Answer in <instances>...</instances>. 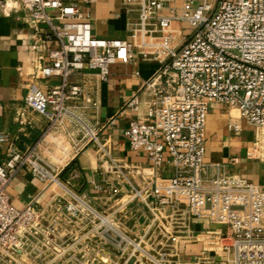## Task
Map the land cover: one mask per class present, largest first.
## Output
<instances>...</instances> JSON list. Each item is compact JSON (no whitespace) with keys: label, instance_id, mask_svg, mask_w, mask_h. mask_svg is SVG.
Returning <instances> with one entry per match:
<instances>
[{"label":"built area","instance_id":"2783aa9c","mask_svg":"<svg viewBox=\"0 0 264 264\" xmlns=\"http://www.w3.org/2000/svg\"><path fill=\"white\" fill-rule=\"evenodd\" d=\"M98 1L0 0L2 12L23 13L32 28L34 76L58 79L29 89L18 134L0 131V264H264V185L233 170L237 155L206 160L208 115L219 104L256 129L247 157L264 162V0H121L130 38L93 32L91 7ZM137 49L158 68L120 115H130L126 136L132 150L147 154L149 174L113 156L97 118L100 84L113 64L132 63ZM32 112L51 123L22 147ZM68 123L110 164L117 177L111 194L126 186L149 208L153 244L127 235L82 194L57 196L46 208L39 197L22 208L11 201L9 186L23 169L49 188L78 179L77 166L66 179L40 152L53 128ZM166 165L168 176L159 172ZM77 223L86 234L62 233ZM182 241L201 244L193 258H186Z\"/></svg>","mask_w":264,"mask_h":264},{"label":"crops","instance_id":"0c3cea01","mask_svg":"<svg viewBox=\"0 0 264 264\" xmlns=\"http://www.w3.org/2000/svg\"><path fill=\"white\" fill-rule=\"evenodd\" d=\"M91 11L93 32L96 35L130 38L126 27L127 14L121 0H99L91 7ZM31 34L32 28L24 21L23 13L7 15L0 10V131L9 134L19 133L17 115L19 109L24 106L29 89L33 86L45 89L51 83L58 82V79L36 78L32 73L36 53L29 48ZM157 68V62L143 60L137 49L132 63H116L111 66L110 78L100 84L98 93L100 110L97 118L104 124L101 130L103 141L107 142L113 156L121 163L140 167L148 174L152 172V166L147 154L144 151L132 150L126 136L130 115H120V112L132 95L141 90L144 80ZM137 71H140V75L136 74ZM86 77L88 78L76 75L73 80L79 81ZM112 116H117L116 122L107 124V120ZM31 118L34 126L29 129L27 135L21 134L22 147L37 142L51 123L46 116L37 112H32ZM237 125H240V128H236ZM78 130L70 123L67 128L55 126L40 149L45 160L57 172H63L71 163L76 162L78 179L65 187L49 188L29 170L23 169L9 186L11 201L22 208L39 197L41 205L46 208L57 196L71 200L73 192L82 194L97 210L113 217L127 235L141 239L147 246L153 244V223L150 222L149 208L139 199H133L126 186L119 196L111 194L110 185L117 181L116 174L111 171L109 163H104L97 145L85 140ZM255 137L256 129L237 116L236 111L214 104L207 120L206 160L226 162L231 155H237L240 162L233 170L264 185V162L247 157ZM128 171L137 183L143 182L140 175L133 170ZM159 172L168 176L172 167L166 165ZM68 177L67 174L66 179ZM94 182L103 186V189L95 188ZM195 227L199 230L204 225L196 222ZM79 228L78 223L77 226L65 225L62 233L66 232L73 237L86 234L89 230L85 227ZM200 247L199 242L182 241L186 258H193Z\"/></svg>","mask_w":264,"mask_h":264},{"label":"trees","instance_id":"16d2710c","mask_svg":"<svg viewBox=\"0 0 264 264\" xmlns=\"http://www.w3.org/2000/svg\"><path fill=\"white\" fill-rule=\"evenodd\" d=\"M76 166V162L71 163L63 172V176L67 174Z\"/></svg>","mask_w":264,"mask_h":264}]
</instances>
